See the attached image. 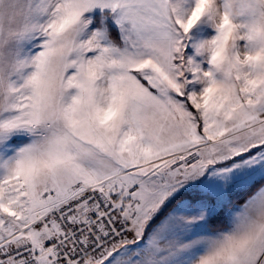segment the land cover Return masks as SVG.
<instances>
[{
  "label": "snow or ice",
  "instance_id": "snow-or-ice-1",
  "mask_svg": "<svg viewBox=\"0 0 264 264\" xmlns=\"http://www.w3.org/2000/svg\"><path fill=\"white\" fill-rule=\"evenodd\" d=\"M0 264H264V0H0Z\"/></svg>",
  "mask_w": 264,
  "mask_h": 264
}]
</instances>
